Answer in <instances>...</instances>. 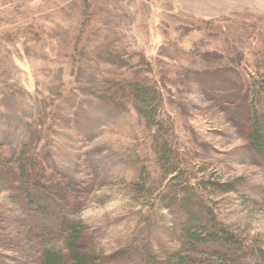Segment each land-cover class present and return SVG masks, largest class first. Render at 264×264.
Masks as SVG:
<instances>
[{
	"label": "rangeland",
	"instance_id": "374dc122",
	"mask_svg": "<svg viewBox=\"0 0 264 264\" xmlns=\"http://www.w3.org/2000/svg\"><path fill=\"white\" fill-rule=\"evenodd\" d=\"M256 114L264 0H0V264L70 259L32 229L25 183L95 259L165 263L196 215L239 240L230 259L262 264Z\"/></svg>",
	"mask_w": 264,
	"mask_h": 264
},
{
	"label": "trees",
	"instance_id": "16d2710c",
	"mask_svg": "<svg viewBox=\"0 0 264 264\" xmlns=\"http://www.w3.org/2000/svg\"><path fill=\"white\" fill-rule=\"evenodd\" d=\"M147 96L149 94L146 92L137 93L140 100L147 98ZM146 116L150 118L149 115ZM251 125L252 131L249 137L251 150L264 165V117L259 114L254 115ZM22 169L24 168L22 167ZM218 186L224 188L223 191L226 192L231 190V188H227V185L218 184ZM17 199L22 205L35 207L31 210L35 209L34 213H39L42 216L41 219H38V222H31V226L33 230L37 228L42 231L40 238H42L43 243L49 238L64 241L70 254L67 264H150L149 261L152 257L150 255L146 256V253L142 250L139 251L138 246L131 249V251H139L135 258L133 257L134 259L127 258L130 251L127 249H124L116 259H95L91 254L81 251L78 247V243L82 238V227L66 217L58 219L56 214L58 208L51 207L41 195L33 192L26 183L21 185ZM190 217L191 219H189ZM190 217L182 223L180 228L181 249L168 256L165 263L161 264H214L215 261L226 264L228 259L233 264H242L237 258L230 259V256H235L240 248V242L235 236L215 220L200 221L196 215ZM52 226L58 228L54 229ZM260 253L259 258L262 259V264H264V250H260ZM203 255H208L207 260L203 259ZM62 258L63 256L58 251L48 250L45 252L44 264H63Z\"/></svg>",
	"mask_w": 264,
	"mask_h": 264
}]
</instances>
